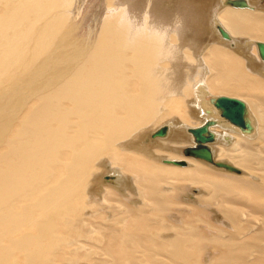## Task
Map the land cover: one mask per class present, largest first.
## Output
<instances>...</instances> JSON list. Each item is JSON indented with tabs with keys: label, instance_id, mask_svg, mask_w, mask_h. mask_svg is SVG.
Masks as SVG:
<instances>
[{
	"label": "bare ground",
	"instance_id": "1",
	"mask_svg": "<svg viewBox=\"0 0 264 264\" xmlns=\"http://www.w3.org/2000/svg\"><path fill=\"white\" fill-rule=\"evenodd\" d=\"M245 1L0 0V264H264V0ZM207 120L213 160L185 153Z\"/></svg>",
	"mask_w": 264,
	"mask_h": 264
},
{
	"label": "water",
	"instance_id": "2",
	"mask_svg": "<svg viewBox=\"0 0 264 264\" xmlns=\"http://www.w3.org/2000/svg\"><path fill=\"white\" fill-rule=\"evenodd\" d=\"M226 4L245 7L247 2L245 0H226ZM217 28L223 37H228L227 32L219 24H217ZM256 46L260 57L264 60V43L258 41ZM209 101L216 108L222 119L235 125L243 133L252 132L253 125L244 100L237 97L220 95L217 97H211ZM213 122V120H207L201 126L190 129L196 144L194 147L186 148L185 153L197 157H203L207 160H213L212 153L207 145L208 141H212L215 138L214 133L208 129L209 125H212ZM157 133L163 135L165 133V128L159 129ZM180 162V164H183V161ZM226 166L229 169L237 171L235 167L229 164Z\"/></svg>",
	"mask_w": 264,
	"mask_h": 264
},
{
	"label": "rangeland",
	"instance_id": "3",
	"mask_svg": "<svg viewBox=\"0 0 264 264\" xmlns=\"http://www.w3.org/2000/svg\"><path fill=\"white\" fill-rule=\"evenodd\" d=\"M220 1V0H219ZM221 1H223V0H221ZM232 8V7H231ZM235 9V8H234ZM249 108V107H248ZM193 160H195V159H193ZM195 161H198V160H195ZM201 162V161H200ZM204 164H207L206 162L204 163ZM209 165V164H208Z\"/></svg>",
	"mask_w": 264,
	"mask_h": 264
}]
</instances>
